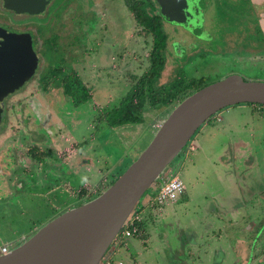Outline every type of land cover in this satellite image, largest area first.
<instances>
[{"label":"rangeland","instance_id":"rangeland-1","mask_svg":"<svg viewBox=\"0 0 264 264\" xmlns=\"http://www.w3.org/2000/svg\"><path fill=\"white\" fill-rule=\"evenodd\" d=\"M54 1L60 2L61 0ZM185 1L187 5L185 9H188L192 12L193 16H196L195 20L199 23V27L198 30L192 33L190 32L192 35V39L190 40V34L188 38L185 33L183 35L180 32L182 30L176 29L179 28L178 26L165 22L163 27L168 34L165 50L166 62L158 82L165 83L175 77L177 68L182 66V64L184 65L183 67L186 66L183 72L187 76H200L202 74L206 76V83L221 79L230 74L229 72L240 74L246 79L264 81V64H262L264 62H258L257 64L259 65L253 66L247 62L242 67L243 65L241 64L243 62H239L235 58V55H242L243 53L238 52L236 49L231 51L225 49L226 47L222 38L227 28L222 26L217 27V24H221L237 28L238 26L229 16L236 17L235 14L237 12L235 11L237 9L239 10L238 6L232 1L228 0L229 2H227V0H224L222 1L224 7H226L225 2H227L228 6L226 9H218L220 10L218 11L215 8L216 3L213 2L215 0H193L195 1L194 4L190 0ZM244 1L246 2V0ZM81 3V1L79 3L75 1L72 3V7H76L78 10L79 5H83ZM210 4L213 9H209ZM218 4L219 6L221 5V3L217 2ZM99 5L101 8L106 7V9L99 10V14H96L94 18L87 17L83 20L80 19V24L82 25L84 23L85 26L83 25V32L76 36V42H82L86 46L85 27L91 28V25H94L97 21L102 24L103 37L109 36L112 38L109 28L110 21H108L109 17L107 15L108 13L112 14L113 20L111 23L115 30L113 34V42L115 45L111 48L117 50L120 47L125 52L130 48L135 49L136 58L131 63L128 69L130 72L127 75L129 73L136 76L140 75L146 64H148L144 56L150 48V37H145L140 33V27L133 22V17L124 0H102V2L99 0ZM69 14L67 12L63 18V21L66 23L70 22ZM27 20L28 17L22 18L23 22ZM33 36L31 30L16 31L13 32V36L11 33H8L4 42L18 45L17 48L21 57H28L37 63L39 56L35 48L36 42ZM96 49L97 47L94 42L90 44V50L94 51ZM39 55L41 56V54ZM59 55L53 49L47 56L48 59L52 58V64L54 63L55 65L56 63H61ZM239 66L241 68H238ZM107 70L106 68L101 69L104 76L102 73H99V76H97L99 78L95 86L98 88V91L102 90L104 93H107L108 98L101 100L95 106L84 103L78 107L77 112L73 111L74 107L71 103L54 105L62 123L64 124L66 122V126L64 125L63 127V129H66V133H69L74 141L84 139L82 148L80 147V149L77 145L74 146L75 148H72L74 154L72 155L71 162L67 164L68 172L66 176L64 173L56 176V172L60 170L53 166L50 167L52 173H54V175L50 176L54 180L52 189H56L50 195V202L48 204L50 210L42 211L39 209L41 205L36 203L27 213V223L29 225L25 224L24 227L20 228H2L0 226V245L1 242L13 241L21 235L32 232L33 229H36L32 228V225L50 218L51 209L56 208L57 211L55 214H57L69 205L71 207L79 205L81 197L78 191L93 188L103 177H107L103 183L104 190L140 154L147 146L146 144L150 142L151 134H149V129L151 128V123L154 121L157 122L166 113L160 117L157 115L160 106L156 108L148 107L144 111L143 121L139 124L127 123L110 127L103 121L100 112L108 111L116 105L119 99L130 89V85L124 80L123 73H118L117 70H109L114 78L112 83L104 80L106 79L105 73ZM87 77L86 74L83 76V79L87 80ZM241 104H246V110L251 111H254V108L258 106V104L253 103ZM258 107H261L260 112L264 114V105ZM224 109L208 118L206 122L209 121L210 124H214L217 115L223 116L225 114ZM163 110L168 111L164 108ZM244 112V115L248 118L250 114L246 113L247 111ZM74 114H76L75 117L78 119L75 127L72 124H68L71 123ZM241 128L240 126L238 129ZM198 130L190 138L188 143L192 141L196 142L197 139L195 137ZM146 131L147 133H145ZM37 132V135H44L45 133L42 129H39ZM263 135L264 128L263 133L259 134L261 138L259 137L255 140L249 139L250 143L247 144L248 146L245 145L235 150L230 149L226 153H224V148H220V142H217L213 147L214 150L211 153H206L210 154L209 163H204L203 165L201 164L203 161L201 160L203 153L199 149L188 150L187 146H185L170 163L169 167H174L179 177L183 180L186 186V195L190 193L195 194L189 205L187 204L186 209L183 211L176 210L174 206L172 210L175 213L168 214L166 218L155 215L153 219L155 221L151 222L154 223L151 225V228H154V241L147 242L148 244L145 247L140 249L139 247L134 248L131 246L132 238L124 239V241L119 236L117 240H113L112 245L106 250L104 257L109 254L112 248L118 246L117 249L119 252L111 256V264H113V261L114 264H117L119 259L124 264H145V262L147 264H264ZM255 141L256 143H254ZM196 152L198 156H195ZM75 156H82L77 163L78 165L75 163ZM192 157H196L195 163L198 162L201 174L195 173L193 171L194 169L189 165V162L193 160ZM228 175L233 177L240 192L237 195L239 199L231 201L233 205L232 210L228 208L230 201L225 199L230 192L226 186ZM58 181L61 182L59 183ZM156 182H158V179ZM64 183V187L68 185V190H64ZM153 186L141 198L139 204L146 197L152 199L156 193V188L153 190ZM103 190L98 193H93L90 199L96 197ZM220 197H222V203L229 210L227 209L226 214L218 210V214L222 213L225 216L214 215V218H206L209 206L213 203H219ZM181 198H185V195L179 197V199ZM164 205L165 207H169L171 204L167 202ZM156 207L158 208L159 206L153 208ZM34 209H37V211L35 212ZM160 210L162 211V208ZM143 213L142 210L141 215ZM138 215H140V209ZM18 221L16 220L13 225L16 226ZM209 224L212 227L206 228ZM187 228L195 230V235L193 236L192 233H183ZM206 231L209 233L208 236L205 235L208 239L215 238L217 240L219 237L216 241V246L213 239L208 248L206 247L207 244L203 245L205 248L199 250L195 248V239L190 243L186 242L187 239L195 238L197 234L198 236H204ZM197 239L199 242L197 245L203 247L200 239ZM140 243L142 242L140 241ZM191 248L192 250H190ZM190 252L193 255L198 253L199 261L198 259L193 261L191 257L187 258L185 256L186 253Z\"/></svg>","mask_w":264,"mask_h":264},{"label":"flooded vegetation","instance_id":"flooded-vegetation-1","mask_svg":"<svg viewBox=\"0 0 264 264\" xmlns=\"http://www.w3.org/2000/svg\"><path fill=\"white\" fill-rule=\"evenodd\" d=\"M75 1L83 3L82 6L79 5L78 10L76 7H72V3ZM100 1L102 2V0ZM222 1L224 0L213 1L216 3L215 8L217 10L226 9L229 1L234 2L239 8V10L235 11L237 12L235 14L236 17L229 16L226 12L238 26L237 28L217 24V27L227 28L222 38L225 49L230 51L236 49L238 52L243 53V56L235 55L239 62H243L241 64L243 65L242 67L247 62L252 66L259 65L257 64L258 62H264V0H246V2L244 0H227L224 3L226 7H224ZM190 2L194 4L195 1L190 0ZM217 2L221 3V5H217ZM124 3L129 9L127 0H124ZM145 6L147 9L150 7L158 9L160 13V6L156 0H152L150 5L147 4ZM104 9L106 7L101 8L99 0H84V2L83 0H61L60 2L49 0L40 13L17 14L13 10L4 8L2 0H0V31L6 35L11 33L13 36V32L31 30L39 56L37 63L28 57L25 60L19 53L18 45L3 42L16 67L8 63L0 71V226L2 228H20L24 227L25 224L29 225L27 223V213L36 203L41 205L40 210H50L48 207L50 195L56 191L55 188L52 189L54 180L50 176L54 175V173H52L50 167L53 166L60 170L56 172V176L63 173L66 176L68 172L67 164L71 162L74 154L72 148L75 145L82 148L84 139L74 141L71 135L66 133V129H63L64 125L66 126V122L62 123L54 105L71 103L74 107L73 111L77 112L78 107L84 103L95 106L101 100L108 98L107 93L102 90L98 91L95 86L99 73L103 75L101 69H108L104 80L109 83H112L114 79L113 74L109 70H117L118 73H123L125 82L130 85L129 88L136 83V80L147 69L146 64L140 75L136 76L132 73L127 75L130 72L128 69L131 63L136 58L135 49L127 48L128 51L125 52L120 47L117 50L111 48L115 45L113 42L115 30L111 23L113 16L110 13L107 15L109 17L108 21H110L109 28L112 38L109 36L103 37L102 24L97 21L94 25H91V28L85 27L86 46L82 42H76V36L83 32V25L85 26L84 23L80 24V19L94 18L96 14H99V10L102 11ZM209 9H213L211 4ZM67 12L70 13V22L68 23L63 21ZM130 13L133 17V22L137 25L133 13L131 11ZM23 17H28V20L23 22ZM162 19L164 25L166 21L163 16ZM175 26L179 27H175L176 29L182 30L180 32L183 35L184 33L187 37L189 34L191 35L188 29L180 25ZM140 33L147 37V33L145 34L141 27ZM93 42L97 47L94 51L90 50V44H93ZM53 49L60 54L61 63L54 65V63L52 64V58L48 59L47 55ZM165 50L163 51L164 55ZM147 56L148 53L144 56L146 62ZM32 62L34 63V68L30 79L19 85L22 80L19 79L20 70L21 74L22 71H29L28 68ZM183 66L182 64V66L178 67L179 69L177 68V72L180 70L183 76L187 78H206L202 74L200 76H187L183 72L186 66ZM238 68L241 67L239 66ZM86 74L88 76L87 80L83 79ZM121 98L116 105L120 103ZM173 103L171 102L172 105ZM171 104L161 107L167 110ZM148 107L151 108V106ZM148 107L146 105L141 111L142 121L144 111ZM160 108L157 114L159 116L165 113V110ZM104 112L107 111L100 112V114L103 116ZM75 116L76 114L73 115L71 123H68L72 124L73 127L78 122ZM103 121L105 122L104 119ZM142 121L135 124H139ZM150 126V129H152L155 124L152 125L151 123ZM39 129L45 132L44 135H37ZM75 157V163L77 164L82 156ZM103 178L93 188L78 191L81 197L79 205L89 200L93 193L103 190V183L107 177ZM58 182L60 183L61 181ZM64 185L65 183L63 187ZM67 186L64 187V190H68ZM137 206H140V204L138 203ZM70 208L73 207L69 205L57 214H55L56 208L51 209L50 218L32 225V228H36L32 232L21 235L13 241L1 242L0 252H7L19 245L29 238L37 228H40L53 217ZM34 211L36 212L37 209H34ZM16 220L19 221L14 226L13 223Z\"/></svg>","mask_w":264,"mask_h":264},{"label":"water","instance_id":"water-1","mask_svg":"<svg viewBox=\"0 0 264 264\" xmlns=\"http://www.w3.org/2000/svg\"><path fill=\"white\" fill-rule=\"evenodd\" d=\"M156 1L166 22L191 33L198 30L196 16L185 9V0ZM48 2L2 0V6L17 14H36ZM4 40L6 34L0 31V71L8 63L16 67ZM33 68L32 62L29 71L21 74L20 70L23 82L19 85L30 79ZM241 103L264 105V81L230 73L171 105L147 146L109 186L96 197L56 215L19 245L0 252V264H100L145 193L157 179L177 174L169 165L201 125L218 111Z\"/></svg>","mask_w":264,"mask_h":264},{"label":"trees","instance_id":"trees-1","mask_svg":"<svg viewBox=\"0 0 264 264\" xmlns=\"http://www.w3.org/2000/svg\"><path fill=\"white\" fill-rule=\"evenodd\" d=\"M127 2L137 25L150 37V48L147 56L148 64L147 69L121 98L120 103L103 113V119L111 127L126 123H138L142 121L141 111L146 105L147 107L156 108L167 106L171 102L176 104L193 91L208 84L205 77L187 78L182 75L180 70L176 72L175 77L171 80L165 83L158 82L165 67L166 57L163 51L166 49L168 41V34L163 27L162 16L158 9L151 7L147 9L145 6L147 4L150 5L152 0H127ZM258 106L263 105L258 104ZM158 181L160 182V180ZM137 205L133 211L136 214H138L140 209ZM146 223V220L140 217L128 226L131 236L139 239L143 244H147L148 241ZM123 229L114 240H117L119 236L121 237ZM105 260V257H103L102 261Z\"/></svg>","mask_w":264,"mask_h":264},{"label":"crops","instance_id":"crops-1","mask_svg":"<svg viewBox=\"0 0 264 264\" xmlns=\"http://www.w3.org/2000/svg\"><path fill=\"white\" fill-rule=\"evenodd\" d=\"M245 105L244 104H238L237 106L227 107L223 110V111H225V114H223V116L222 115L219 116L220 120L216 119V122L214 124H210L209 121L205 122L200 127V129L196 133V137H195L197 139L196 142L192 141L191 143L194 144V146H195V148L193 150L199 149V151H201L203 153V156L201 157V160H203L201 163L202 165L204 163H209V160H210L209 155L210 154H206V153H211L214 150L213 147L216 145L217 142H220L219 143L220 148H224V153H226L230 149L235 150L237 148L240 149L241 147H243L245 145L248 146L247 144L250 143L249 139L255 140L256 138L260 137L259 134L263 133L264 114H262L260 112L261 107L257 106L254 108L255 109L254 111H251V110H246ZM249 107H251V106H249ZM244 111H247L246 113L250 114L248 118L246 117V115H244L245 114ZM166 114L167 113H165L163 115V117L159 118V120L161 121L166 116ZM155 122L156 121L152 122V125L156 124ZM155 126L152 127V129H150L149 134H151V135L153 134V132L155 131V128H156ZM240 126L242 128L238 129ZM254 143H256V141ZM195 156H198L197 152L195 153ZM220 156H221V153H220ZM192 158H193V160H191L189 162V165L194 169L193 171H195V173L201 174L199 171L198 162L195 163L196 157H192ZM226 180H227L226 186L229 188L230 192L228 193L227 198H225V199L230 201V206H228V208L230 210H232L233 205L231 204V201L239 199L237 197V195H239L240 192L236 186V183H235V180L233 179V177L228 175V178ZM154 186H153V190H155L154 188H156V190H157L158 186L157 185H154ZM185 192H186V186H185L184 192L180 195L181 197H183L185 195V198L179 199V197H180L179 196L175 201L170 202L171 205L169 207H165V205H164L165 203H164L162 205H159L158 208L156 207V208L151 209V207L148 206V203H147L148 198L146 197L142 200V202L139 206L140 207V216L144 220H146V222H147L146 225H147V231H148V241H147L148 243L151 241H154V237H155V236L153 237V234H154L153 229L154 228H151V225L154 223H151V222L155 221V220H153L155 215H159V216H161V218H166L168 214L175 213V211L172 210V208L174 206H175L176 210L183 211L184 209H186L187 204L189 205L191 200L194 198L195 194L190 193V194L186 195ZM232 196H233V198H232ZM166 205H168V204H166ZM161 208H162V211L160 210ZM228 208L222 203V197H220L219 203H217V204L213 203L211 206H209V209L206 213V218H208V217L214 218V215L215 216H222V215L225 216ZM142 210L144 212L143 213L144 215L143 214L141 215ZM218 210L225 212V214H222V213L218 214L219 213ZM211 227H212V225L209 224L208 227H206V228H211ZM183 233H186V234L192 233V235L194 236L195 230H193L192 228H187ZM212 234H213V232H212ZM205 235L206 236L209 235L208 231H206L204 233V236ZM204 236H202V235L198 236V234H197V236L195 238L187 239L186 242L190 243L195 239L194 240V242H196L195 248L196 249L198 248V250L201 248H205V246H203V245H207V244L208 245L206 247L208 248L212 242V239L214 240L215 246L217 245L216 241L219 238L218 236H217L218 237L217 240L215 238H210L211 239L210 240L206 236L205 237ZM128 238L133 239V241L131 242V246L134 248L139 247V249H140L142 247H145V245H146V244L140 243L139 239H136L135 237H133L131 235L123 238L122 240H124V239L127 240ZM197 238L200 239L203 247H201V245L200 246L197 245L199 243ZM183 246L186 247L185 245H183ZM117 247L118 246L112 248V250L109 251V254L107 256H105L106 259L108 258L110 261L112 259L111 256H113V254L119 252ZM190 250H192V248ZM205 254H206V252H205ZM185 256L187 258L191 257L193 261L197 260V259L199 261L198 253H196V255H193L190 252V253H186ZM141 261L145 262L144 260H141ZM112 263L114 264V261ZM119 263L124 264L120 259L117 261V264H119ZM101 264H106V262L102 261ZM145 264H147V263L145 262Z\"/></svg>","mask_w":264,"mask_h":264},{"label":"built area","instance_id":"built-area-1","mask_svg":"<svg viewBox=\"0 0 264 264\" xmlns=\"http://www.w3.org/2000/svg\"><path fill=\"white\" fill-rule=\"evenodd\" d=\"M217 120H220L219 116H216ZM160 121H158L155 125L156 127H158L160 125ZM188 150H193L195 148L194 144H192L191 142L188 143L187 145ZM160 182H156V185L158 186L156 193L154 194V196L152 197V199H148L147 203L148 206H150L151 208L155 207V206H159L162 205L166 202H173L175 201L185 190V184L183 182V180L179 177L178 174H175L173 176H170L168 178H160L159 179ZM141 216L136 214V213H132L129 218L126 220L124 226H123V231L121 234V238L124 237H128L131 235L128 226L129 224H132L133 221L135 219H139ZM4 253V251H1ZM106 259V258H105ZM106 264H110L109 259L107 258L105 260ZM121 264V263H119Z\"/></svg>","mask_w":264,"mask_h":264}]
</instances>
